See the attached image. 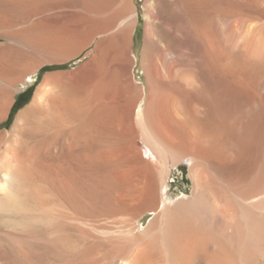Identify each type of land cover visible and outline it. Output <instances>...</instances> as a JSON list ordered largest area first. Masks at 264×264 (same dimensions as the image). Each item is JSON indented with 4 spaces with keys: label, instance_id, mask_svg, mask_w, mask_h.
I'll return each mask as SVG.
<instances>
[{
    "label": "bare ground",
    "instance_id": "6f19581e",
    "mask_svg": "<svg viewBox=\"0 0 264 264\" xmlns=\"http://www.w3.org/2000/svg\"><path fill=\"white\" fill-rule=\"evenodd\" d=\"M142 2L141 85L134 0H0L8 87L86 51L0 131V264H23L24 238L64 264H264V141L244 102L251 75L261 86L263 23L247 24L243 0L234 16L213 0ZM183 160L193 191L174 199L167 179Z\"/></svg>",
    "mask_w": 264,
    "mask_h": 264
},
{
    "label": "rangeland",
    "instance_id": "374dc122",
    "mask_svg": "<svg viewBox=\"0 0 264 264\" xmlns=\"http://www.w3.org/2000/svg\"><path fill=\"white\" fill-rule=\"evenodd\" d=\"M213 2H214L215 6L217 5L216 6L217 8H220V6L222 7L224 3H225L224 5L227 6V3H228L229 6L232 7L231 8V7L227 6L229 13H231V16H234V14L237 12V4H238L237 0H222V2H221V0H213ZM218 2H220L221 4H219ZM254 2L257 4L255 5ZM233 4H235V5H233ZM243 4H244L243 14H244V17L247 18L246 19L248 22L247 24L249 26H256L257 25L258 27H260L262 29L261 23H263L262 25L264 26V0H259V1H257V0H243ZM259 5H261V6H259ZM256 6L259 8L257 11H256V9H257ZM134 7L137 9V12H138V21L136 23L133 34L131 35L132 53L130 55L134 59V64L131 68V71H132V74L135 78V82L142 85L143 83H145V76H144L143 70L141 68L142 67L141 66V56H142V51H143V48L145 45L144 34H143L145 21H144V15H143V2H142V0H134ZM252 8H254V9H252ZM252 12L254 14H252ZM257 12L260 15L256 14ZM251 17L252 18L254 17L252 19V21H251ZM249 18H250V20H249ZM85 53H86V51L83 52L78 59L71 60L70 62H68L62 66H55V67L45 66L36 74L33 81L29 82L28 80H26L25 85L17 84L13 89L8 87L6 85V83L3 80H1V77H0V104L1 105L3 104V102L4 103L6 102V99H7L6 94L8 93L7 90H10V89L13 90L11 102H10V106H9V111L7 113V118L3 122L0 123V131L7 130V129L11 128V125L13 123V120H14L16 113L19 110L23 109L26 105H28L31 102V100L33 98V92H34L36 83L46 73L53 72L55 70L56 71H58V70H71V69H74V68L80 66L82 61H84L86 58ZM248 69L250 70V68H248ZM252 69L254 70V68H252ZM253 70H252V74H255L256 71L254 72ZM261 72H263V74ZM261 72H260L261 74H259L260 77L258 76V78H260V79L258 81H256L257 83L259 82V85H261L259 87L255 83V81H253L257 76L251 75V72L247 73V76L249 75V77H247L248 81L250 79V75H251V78L252 77L254 78V79H251V81H252L251 84L249 83L250 81L248 82V85H250L249 88L253 84L251 87L252 90L254 91L253 87H255V89L257 87V88H259V90L257 91V89H256L255 90L256 93H255V92L251 91V88L250 89L247 88V85H246V88L248 89L247 90L248 93L246 92V94L247 95L249 94V95L245 96V98H244V102L247 105L253 104V103L257 104V109L253 108L255 113L252 115V118H251L252 119L251 120V123H252L251 127H252L253 133L254 134L257 133L255 136H258V137H261L262 135L264 136V94H263L264 93V71H261ZM247 80H246V82H247ZM246 82H245V84H247ZM250 91H251V93L252 92L255 94L258 93L257 96H259V98L257 97V99H256V97H254L256 95H254L253 93L250 94ZM3 93H5V94H3ZM230 93H231V95H229L230 98H229V103H227V107H228V104L232 107L231 109H230V106L228 107V112L232 111V112H229L232 114L238 108V102L235 98V92L231 91ZM232 93H234V94H232ZM249 99H250V101H249ZM248 107H250V106H248ZM258 109H259V111H258ZM221 114L222 113L220 112V115ZM256 117H258V119ZM222 121L224 122V120H222ZM222 121H221V123H222ZM228 122H229L228 120L226 122H224L226 124V126H227ZM230 122L228 123V126H229V128H232L233 123L232 122L230 123ZM256 123H258V124H256ZM263 136L261 138L262 141H264ZM181 162L174 169L171 170L169 178L167 179V183L169 184V186L166 187L167 193L170 197L174 196V199L181 197L182 195H186L189 197L193 191V184H192V181H191V178L189 175V166H190L191 162L188 160H183ZM152 217H153L152 213H145L139 219V221H137L136 224L141 225L140 228L146 227L147 224L149 223V221L152 219ZM30 241L31 240H29L27 238H24V240H23V245H22V262H23V264H56V262H57V264H62V263L64 264L70 260V258L67 256H63L62 254L59 255L55 251V249L51 248L47 243H43V242L38 243L37 242L36 245L33 244V246H32V241L31 242Z\"/></svg>",
    "mask_w": 264,
    "mask_h": 264
}]
</instances>
